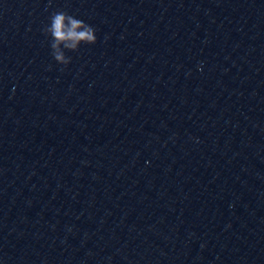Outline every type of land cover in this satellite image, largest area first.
Returning a JSON list of instances; mask_svg holds the SVG:
<instances>
[{
	"label": "water",
	"instance_id": "1",
	"mask_svg": "<svg viewBox=\"0 0 264 264\" xmlns=\"http://www.w3.org/2000/svg\"><path fill=\"white\" fill-rule=\"evenodd\" d=\"M0 264H264V0H0Z\"/></svg>",
	"mask_w": 264,
	"mask_h": 264
},
{
	"label": "clouds",
	"instance_id": "2",
	"mask_svg": "<svg viewBox=\"0 0 264 264\" xmlns=\"http://www.w3.org/2000/svg\"><path fill=\"white\" fill-rule=\"evenodd\" d=\"M44 32L51 37L54 60L65 66L71 62V58L65 55L64 50L78 51L81 43L93 45L97 42L93 27L63 11L53 13Z\"/></svg>",
	"mask_w": 264,
	"mask_h": 264
}]
</instances>
